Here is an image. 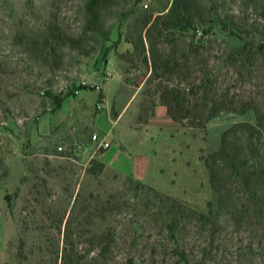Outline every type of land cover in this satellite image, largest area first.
Here are the masks:
<instances>
[{
  "label": "rangeland",
  "instance_id": "1",
  "mask_svg": "<svg viewBox=\"0 0 264 264\" xmlns=\"http://www.w3.org/2000/svg\"><path fill=\"white\" fill-rule=\"evenodd\" d=\"M87 2L0 0V264H176L165 224L147 216L157 203L154 192L209 214L208 222L192 217L179 234L194 262L264 264V172L233 178L231 168L217 163L215 190L201 159L220 148L234 124H256L252 111L222 114L205 129L180 125L193 147L150 184L108 170L90 173L91 161L77 149L79 140L60 132L64 98L99 86L107 73L119 79L108 64L111 51L124 52L120 72L131 83L146 79L144 95L125 120L143 98L150 105L160 82L153 78L147 84L151 63L142 61L139 36L143 21L167 12L172 0H109L93 29L87 28ZM196 3L195 12L207 18L218 14L227 24L208 34L198 26L194 39L191 33L177 37V57L182 60L185 51L189 69L172 76L171 84L178 85L188 72L187 82H198L201 68L208 66L216 71L217 88L229 87L240 100L253 99L261 107L264 124V58L230 82L234 69L226 61L222 35L238 28L264 42V0ZM65 37L78 42L72 45ZM153 41L158 59L172 53L173 44L164 36L153 33ZM192 42L199 44L197 57ZM259 131L256 160L264 167V127ZM242 137L231 133L229 148L245 147Z\"/></svg>",
  "mask_w": 264,
  "mask_h": 264
},
{
  "label": "trees",
  "instance_id": "2",
  "mask_svg": "<svg viewBox=\"0 0 264 264\" xmlns=\"http://www.w3.org/2000/svg\"><path fill=\"white\" fill-rule=\"evenodd\" d=\"M108 1L88 0L86 4V11L89 16L87 28L93 29V27L101 24L100 13L108 5ZM196 1L198 0H172L167 12L164 11L156 16L146 18L143 21L139 43L143 54V63L148 64L149 60L151 63L152 71L147 79V84H151L153 78L160 81L156 86V94L159 95L161 104L167 108L168 115L176 123L184 127L205 129L212 119L222 114H245L249 111L255 114L256 124H234L229 130L224 132L220 148L201 158L210 173L211 186L216 190L215 180L217 172L214 170L213 165L217 163L231 168V176L233 178L245 175L247 172L249 176L258 175L260 171L264 172L263 164L258 163L256 160L259 154L256 152L254 145L257 133L260 132L261 127H264L262 123L263 110L253 99L240 100L231 93L229 87L217 88L218 78L216 71L208 66L201 68L203 75L198 82H187L190 76L188 72L186 75L181 76L182 82L178 85L171 84L172 76L179 75L183 69H189V56L186 55L185 51L182 52V60L177 57V46H175L177 37L183 38L184 33H191L194 39L196 33L200 31L197 28L198 26H202V34H208L216 25L227 24V21L220 18L218 14H215L214 18L212 16L207 18L195 12V8H200V4L196 3ZM262 16L264 17V13ZM207 24L211 25L210 29H205ZM143 32H145V35H143ZM178 32H180L179 36L176 35ZM153 33H156L158 37L164 36L170 44H173L172 53L166 58H157ZM222 35L229 50L228 60L226 61L234 69L230 78V82H233L244 70L253 71L259 60L264 58V42L258 41L261 39L255 34L244 32L238 28H233ZM64 39L72 45L78 42V40L70 37H65ZM45 41H48V37H45ZM190 48H193L194 53H196L195 57H197L199 44L194 45L192 42ZM119 56L122 63H125L124 55L121 54ZM224 64L225 62L221 63V65ZM165 75H167V78L164 80L163 77ZM126 81L129 82L130 80L126 78ZM149 103L148 108L151 109L153 102ZM231 133H241L244 136L242 138L246 141V148L244 146L229 148V136ZM105 170V166L101 162L91 161L90 173L95 174ZM154 193L157 203L153 211L147 213V216L161 219L165 224L172 253L177 258L176 264H206L205 258L195 262L191 260L189 248L180 240L179 234L190 223L192 217H198L208 222L211 220L209 214L193 209L178 199ZM137 225L134 222L135 228H138Z\"/></svg>",
  "mask_w": 264,
  "mask_h": 264
},
{
  "label": "crops",
  "instance_id": "3",
  "mask_svg": "<svg viewBox=\"0 0 264 264\" xmlns=\"http://www.w3.org/2000/svg\"><path fill=\"white\" fill-rule=\"evenodd\" d=\"M122 53L111 51L108 54V64L119 73L118 80L112 75L93 89H82L64 98L58 111L59 130L66 139H78L80 145L86 146L82 154L88 161L96 160L108 171L150 184L163 177L172 163L179 162L188 153L193 140H188L180 124L171 119L157 95L151 98V109L143 98L135 113L125 120L134 102L144 95L146 79L134 84L126 81L120 72L119 55ZM71 100L76 102L73 108ZM46 119L50 124V116ZM102 132L108 133L112 145L93 154L90 137Z\"/></svg>",
  "mask_w": 264,
  "mask_h": 264
},
{
  "label": "built area",
  "instance_id": "4",
  "mask_svg": "<svg viewBox=\"0 0 264 264\" xmlns=\"http://www.w3.org/2000/svg\"><path fill=\"white\" fill-rule=\"evenodd\" d=\"M112 74L111 73H107L106 78L111 77ZM77 93V91H76ZM90 142L92 144V148H93V154H97L101 151L107 150L111 147V142L108 140V133L105 134H101V133H95L92 134L90 137ZM86 146H82L80 144H77V149L82 152L85 150ZM59 150L62 151L63 147H59Z\"/></svg>",
  "mask_w": 264,
  "mask_h": 264
}]
</instances>
